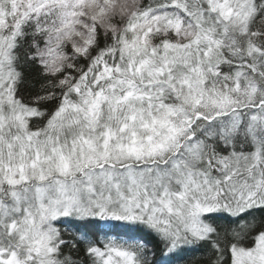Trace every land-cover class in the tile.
I'll use <instances>...</instances> for the list:
<instances>
[{
	"label": "snow or ice",
	"instance_id": "obj_1",
	"mask_svg": "<svg viewBox=\"0 0 264 264\" xmlns=\"http://www.w3.org/2000/svg\"><path fill=\"white\" fill-rule=\"evenodd\" d=\"M0 264H264V0H0Z\"/></svg>",
	"mask_w": 264,
	"mask_h": 264
}]
</instances>
